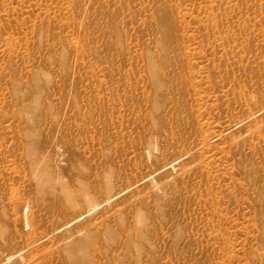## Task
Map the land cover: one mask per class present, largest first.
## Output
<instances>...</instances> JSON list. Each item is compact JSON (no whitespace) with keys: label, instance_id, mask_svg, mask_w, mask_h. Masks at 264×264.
Masks as SVG:
<instances>
[{"label":"rangeland","instance_id":"obj_1","mask_svg":"<svg viewBox=\"0 0 264 264\" xmlns=\"http://www.w3.org/2000/svg\"><path fill=\"white\" fill-rule=\"evenodd\" d=\"M0 264H264V0H0Z\"/></svg>","mask_w":264,"mask_h":264},{"label":"bare ground","instance_id":"obj_2","mask_svg":"<svg viewBox=\"0 0 264 264\" xmlns=\"http://www.w3.org/2000/svg\"><path fill=\"white\" fill-rule=\"evenodd\" d=\"M85 195V194H84ZM77 205V204H76ZM91 207V206H90Z\"/></svg>","mask_w":264,"mask_h":264}]
</instances>
